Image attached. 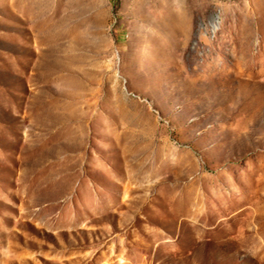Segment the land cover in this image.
Here are the masks:
<instances>
[{"label":"rangeland","instance_id":"rangeland-1","mask_svg":"<svg viewBox=\"0 0 264 264\" xmlns=\"http://www.w3.org/2000/svg\"><path fill=\"white\" fill-rule=\"evenodd\" d=\"M0 264H264V0H0Z\"/></svg>","mask_w":264,"mask_h":264}]
</instances>
